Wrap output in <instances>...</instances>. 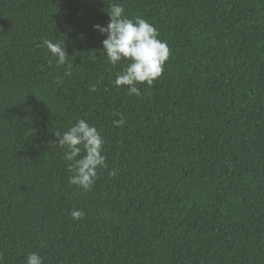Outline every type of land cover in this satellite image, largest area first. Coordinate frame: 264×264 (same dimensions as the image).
I'll return each mask as SVG.
<instances>
[{"label": "trees", "instance_id": "1", "mask_svg": "<svg viewBox=\"0 0 264 264\" xmlns=\"http://www.w3.org/2000/svg\"><path fill=\"white\" fill-rule=\"evenodd\" d=\"M112 3L170 49L140 96L114 85L121 65L101 54L93 26ZM45 39L64 44L70 76ZM79 118L100 130L108 165L88 191L69 184L55 135ZM31 252L264 264V0H0V264Z\"/></svg>", "mask_w": 264, "mask_h": 264}, {"label": "clouds", "instance_id": "2", "mask_svg": "<svg viewBox=\"0 0 264 264\" xmlns=\"http://www.w3.org/2000/svg\"><path fill=\"white\" fill-rule=\"evenodd\" d=\"M109 21L106 25L95 24L93 27L106 38L102 41V53L113 67L121 65L114 85L125 87L128 95L140 96L137 85L151 87L162 75L164 65L169 58L170 49L167 41L160 39L156 27L141 16L128 17L121 3H112L108 8ZM46 49L58 66H65V75H71L72 64L68 62V54L64 44L45 39L39 45ZM52 61H50L51 63ZM97 86L91 85L90 91H96ZM120 119L113 120L116 126H122L125 118L118 112ZM56 142L64 150L63 159L69 173L68 182L85 191L91 190L98 178V168H107L104 155V139L100 130L79 118L62 134L55 132ZM110 175H115L111 172ZM74 220L81 219L85 213L80 209L70 212ZM25 264H43V258L37 252L27 255Z\"/></svg>", "mask_w": 264, "mask_h": 264}]
</instances>
